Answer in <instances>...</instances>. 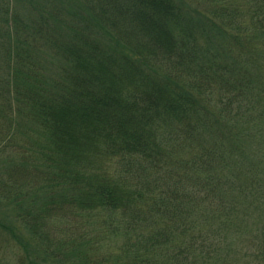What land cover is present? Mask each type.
I'll return each instance as SVG.
<instances>
[{
	"label": "trees",
	"instance_id": "1",
	"mask_svg": "<svg viewBox=\"0 0 264 264\" xmlns=\"http://www.w3.org/2000/svg\"><path fill=\"white\" fill-rule=\"evenodd\" d=\"M0 264H264V0H0Z\"/></svg>",
	"mask_w": 264,
	"mask_h": 264
}]
</instances>
